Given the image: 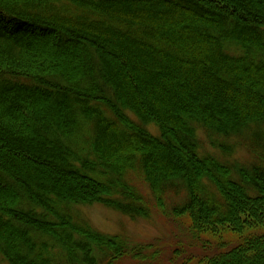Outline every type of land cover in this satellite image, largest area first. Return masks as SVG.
Here are the masks:
<instances>
[{
	"label": "trees",
	"instance_id": "1",
	"mask_svg": "<svg viewBox=\"0 0 264 264\" xmlns=\"http://www.w3.org/2000/svg\"><path fill=\"white\" fill-rule=\"evenodd\" d=\"M132 174L264 231V0H0V264L118 258L77 208L151 217ZM206 264H264V233Z\"/></svg>",
	"mask_w": 264,
	"mask_h": 264
},
{
	"label": "rangeland",
	"instance_id": "2",
	"mask_svg": "<svg viewBox=\"0 0 264 264\" xmlns=\"http://www.w3.org/2000/svg\"><path fill=\"white\" fill-rule=\"evenodd\" d=\"M129 183L144 198L151 217L131 219L100 204L77 208L90 228L114 236L120 242L118 258L109 264H206L246 237L264 233L247 231L239 236L228 226L198 231L188 217H176L168 208L156 207L137 175L129 176Z\"/></svg>",
	"mask_w": 264,
	"mask_h": 264
}]
</instances>
